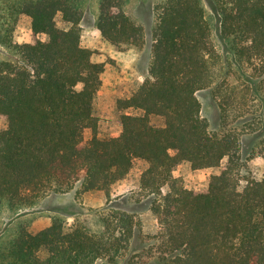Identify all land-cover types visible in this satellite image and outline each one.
I'll return each instance as SVG.
<instances>
[{
	"label": "trees",
	"instance_id": "obj_1",
	"mask_svg": "<svg viewBox=\"0 0 264 264\" xmlns=\"http://www.w3.org/2000/svg\"><path fill=\"white\" fill-rule=\"evenodd\" d=\"M205 1L218 37L253 71L241 85L230 82L204 0H161L153 8L148 77L117 102L120 110L141 114H122L120 132L108 139L97 136L92 113L103 66L81 43L85 0H7L1 6L0 44L18 61L0 60V120L6 122L0 130V212L76 187L77 198L103 192L106 205L92 216L76 214L70 225L52 217L33 232L30 222L20 223L0 246V264H114L122 258L136 223L113 204L112 190L135 159L147 164L139 188L159 228L150 237L155 251L142 249L138 261L130 257L127 264H264V172L240 187L241 140L226 130L231 111L251 106L235 122L264 131V0ZM126 2L98 0L96 28L110 45L140 48L143 28L125 13ZM58 13L67 29L56 25ZM20 14L31 19L32 38L23 44L12 40ZM211 87L221 132H211L201 116L197 93ZM151 117L163 125H152ZM182 162L193 170L221 169L197 192L173 175Z\"/></svg>",
	"mask_w": 264,
	"mask_h": 264
},
{
	"label": "rangeland",
	"instance_id": "obj_2",
	"mask_svg": "<svg viewBox=\"0 0 264 264\" xmlns=\"http://www.w3.org/2000/svg\"><path fill=\"white\" fill-rule=\"evenodd\" d=\"M13 1V0H9ZM161 0H127L124 11L129 18L143 28L144 40L140 48L130 46H113L105 42L96 28L98 15V0H85L83 5V18L80 23L82 46L92 53V61L103 66V72L99 77V83L92 101V113L98 121L97 136L100 139L115 137L120 132L119 118L122 114L140 115L141 112L134 109L120 110L117 102L120 99L129 98L137 91L139 86L148 77V64L153 43V30L156 20L153 13L154 6ZM7 0H0V9ZM206 17H210L209 5L204 0ZM0 14H4L0 10ZM56 25L61 29H67L68 25L58 13L55 17ZM212 23L211 39L221 56L230 82L241 85L243 77L253 71V67L239 63L230 51L226 41L218 37V23L210 17ZM11 23V22H10ZM32 38L31 19L29 16L17 15L12 40L14 43H27ZM45 39V37H41ZM0 60L17 62L18 58L6 47L0 44ZM201 103V116L209 123L211 132H221L220 110L213 98V87L197 93ZM249 106L241 110L230 112L226 130L235 133L241 140V153L243 170L240 172V187L246 184L247 179L260 180L264 172V131L257 130V125L240 126L236 123L237 115L247 113ZM254 109L250 106L249 108ZM150 122L154 126H162L163 120L151 117ZM6 128V122L0 120V130ZM246 131V133H244ZM226 163V159L222 164ZM147 164L140 159H135L126 177L117 183L112 190L113 204L120 209L132 213L136 223V237L125 255L117 259L114 264H127L130 257H136L142 253V249L155 251L156 245L151 244L150 237L158 231V223L149 208L148 199L139 188V180ZM220 167L193 170L188 162H182L173 170V175L182 179L186 189L201 192L208 188L212 175L219 174ZM74 190L59 195H49L35 205L27 208H19L10 211L5 205L0 212V246L7 241L13 228L22 222H30L33 232L48 225L52 217L61 218L66 224L73 222L76 214L93 215L94 211L101 210L106 205V198L101 191H91L76 197ZM167 189L162 190L166 193ZM96 221V220H95ZM95 221H93L95 225ZM153 253V252H152ZM158 255V254H157ZM156 255V256H157ZM154 259V258H153ZM95 264H110L105 259ZM113 264V263H112Z\"/></svg>",
	"mask_w": 264,
	"mask_h": 264
}]
</instances>
